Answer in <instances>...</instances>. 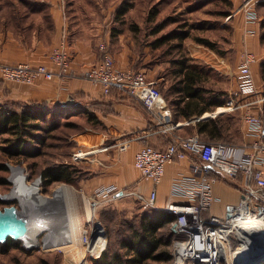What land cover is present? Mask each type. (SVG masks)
<instances>
[{"label":"rangeland","instance_id":"obj_1","mask_svg":"<svg viewBox=\"0 0 264 264\" xmlns=\"http://www.w3.org/2000/svg\"><path fill=\"white\" fill-rule=\"evenodd\" d=\"M3 1L2 4L9 3V0ZM18 1L29 7L36 8L38 5L30 2L35 0ZM240 2L241 0H66V6L69 10L79 11L82 18L78 20L77 24L81 30L89 26L90 17L98 19L100 21L99 33L109 30L110 42L113 41L114 46L117 45V34L120 33L123 34V40L127 39L129 47L134 53L138 55L140 50L141 56L139 60L135 57L134 69L148 73L150 79L157 80L158 88L165 98L168 97L166 100L169 103V100L174 98L173 94L166 95L167 89L173 81V63L171 62L179 57L180 47L186 52L189 45L195 46L200 43L199 38H206L213 42L216 51L225 56L227 60V66L223 71L209 67L204 86L215 93H222V98L229 99L231 97L237 83L238 57L233 46L234 23L231 20H236L239 25L241 24V28L243 25L238 19L241 12H237L235 17L233 15L226 18V16L233 12ZM124 4L129 5V8L126 13L119 16L117 9ZM256 6L261 23H259L258 36L255 38L262 43L264 42V1ZM91 26H95V24L91 22ZM179 30L187 31L189 36L183 40L171 38L154 46L157 38ZM241 31L243 45L245 40L253 39L245 38L243 28ZM144 45L148 46L146 50L143 48ZM256 56L260 58L259 55ZM252 72L257 93L264 95V77L260 69L252 68ZM65 100L67 103L65 105H58L52 100L26 103L31 108L36 105L49 112L44 120L39 121L42 128L32 131L36 135L35 138L27 137L26 145L23 147L25 152H11L8 147L15 148V145H12L14 143L13 136L8 134L0 136V165L5 164L8 168L3 170L0 167V193H11L13 196L8 200H0V210L10 205L19 209H28L29 206H25L14 191L18 180H21L23 184L26 182L28 185H24L27 187L33 186L32 183L40 178L42 168L60 163H71L77 166L72 160V155L75 152L97 148L96 143L91 141L92 135L97 136L102 133L93 130L94 121L92 122L93 118L89 119L88 108L73 104L68 97ZM222 106H226V104ZM215 109L216 107H211L208 111L212 112ZM209 118L220 119L223 124V138L218 140L232 144L245 142V133L238 110L221 111ZM186 120L189 119H179V121ZM191 125L186 126L188 132L191 130ZM156 141L158 145L161 143V140L148 138L140 141V144L142 142L154 145L153 142ZM10 165L16 167L12 169ZM85 175L86 172H80V177H85ZM5 179L8 180V183L4 181ZM61 188H68L72 193L74 223L77 226L75 227L77 240L68 246L72 250L68 247L66 249L60 244L51 248L46 247L45 242L49 243V238L52 239L56 235L55 232L59 230L52 224V227L37 232L38 234L28 242L31 244L29 246H25L24 242L20 244L11 239L6 244L4 241H0V264H91L95 257L86 252L85 245L80 242V229L90 225H98L102 230V235H105L106 238L104 249L109 256L113 254H118L120 257L132 256V253L127 251L123 245V241L131 237L132 230L139 226L141 215L148 212L147 209H143L132 195H125L109 201L101 200L95 212L93 211L91 220L86 221L87 206L90 203L91 195L82 193L77 182L55 181L43 185L41 179L38 185V194L41 198L53 197L54 192ZM57 206L56 209L51 207L47 212L49 216L55 217L56 213L60 212L61 209L59 210V205ZM89 206L91 207V204ZM42 210H44L43 207ZM161 233L165 236L166 230H162ZM35 238L36 244L33 243ZM161 247L160 250L166 249L171 255L170 243ZM230 249L234 257L242 249V244L233 240ZM83 257L85 262L77 263ZM233 257L228 254V258L223 264H233ZM138 264H173V259L171 255L168 260L147 259Z\"/></svg>","mask_w":264,"mask_h":264},{"label":"built area","instance_id":"obj_2","mask_svg":"<svg viewBox=\"0 0 264 264\" xmlns=\"http://www.w3.org/2000/svg\"><path fill=\"white\" fill-rule=\"evenodd\" d=\"M262 1L264 0H241L236 9L226 16L230 18L241 12L245 38L258 34L261 18L256 5ZM98 48L101 57L88 67L82 76L98 85L105 95L117 92L138 100L153 116L154 132L175 127L177 123H170L171 110L156 82L139 69L116 67L105 41H100ZM49 57L53 68L45 63L33 65L25 61L13 64L0 62V79L33 84L39 78L63 79L75 76L70 65L71 53L65 35L51 49ZM257 60L251 50L246 47L242 50L237 65V83L231 97L225 102L227 110L239 111L245 133L244 143L232 144L206 139L198 133L173 134L171 140L163 147L144 143L133 155V165L139 173L138 181L132 187L123 189H119L115 184L96 187L90 200L93 211L101 200L109 201L132 195L143 209H163L173 214L175 218L170 225L174 233L170 243L173 264H223L228 254L233 257V252H230L233 240L242 244L238 253L245 250L246 243L257 245L251 237V232L258 230L264 236L259 227H240L241 231H238L235 225L236 221H241L240 218L247 215L261 218L264 216V95L257 93L251 68ZM130 140L131 138L121 140L117 143L118 148L126 149ZM96 146L94 149L75 152L72 155L73 163L91 162L95 159L96 152L110 147L103 143H96ZM183 158L189 159V171L175 177L170 187V195L182 200H170L163 206L158 205L157 186L162 181L166 166ZM10 166L12 169L16 167ZM231 180L238 181L241 191L239 200L232 205L233 209L227 208L224 215L211 213V206L218 199L214 195L213 185L218 181ZM40 181L39 178L32 183L37 193ZM143 182L150 183L147 192L142 190ZM95 229L100 227L83 226L80 229L81 243L89 245L95 238ZM100 234L101 248L89 251L92 257H99L104 249L106 238L102 231ZM33 243L36 244V238ZM45 245L47 248L53 247L47 242Z\"/></svg>","mask_w":264,"mask_h":264},{"label":"crops","instance_id":"obj_3","mask_svg":"<svg viewBox=\"0 0 264 264\" xmlns=\"http://www.w3.org/2000/svg\"><path fill=\"white\" fill-rule=\"evenodd\" d=\"M3 2L0 0V62L13 64L25 61L33 65L45 63L53 68L49 57L51 49L60 42L64 35L68 40L71 53L70 65L75 76L63 79L39 78L33 84L0 79V104L52 100L58 105H65L67 104L65 99L68 97L73 104L88 108L89 113L93 115V130L101 132L104 137L100 141L97 139L91 141L98 145L100 143L110 145V147L107 150L96 152L95 159L91 162L74 163L81 171L86 172L85 177H79L76 180L85 195H91L96 187L105 184H115L119 189L132 187L139 179V173L133 165V155L138 147L144 144L142 142L140 144V141L154 138L161 140L162 143L158 145L156 141L153 142L154 145L163 147L165 142L167 144L171 140L173 134L197 133L195 123L199 120L190 121V119L199 117L203 120L214 117L221 112L217 109L225 105L226 98L223 97L224 103L215 106L214 111L209 112V108L201 115L195 114L189 120L179 121L181 118H175L174 106L169 104L165 98L171 110L170 123H177V125L170 130L154 132L155 120L138 100L117 92L105 95L98 85L82 76V73L101 57V51L98 48L100 41L107 43L116 67L134 68L135 57L139 60L141 52L139 50L138 55L134 53L127 39L123 40V34H117V45L114 46L113 41L110 42L109 30L99 33L100 21L91 17L89 26L81 30L77 23L82 17L79 11L67 9L66 0L30 1L32 4H38L36 8L29 7L18 0H9L8 4H2ZM240 17L238 16V19L242 23ZM91 22L95 26H91ZM231 22L234 23L233 46L238 56L236 70L241 52L245 47L260 56V58L257 56L256 64L253 63L251 66L253 69H260V63L264 61V42L261 43L255 38L258 36L256 35L250 37L253 39L245 40L243 45L241 35L243 26L241 28V24L239 25L234 19ZM200 43L203 45H199ZM200 43L195 46L189 45L186 55L210 68L223 71L227 66L226 57L219 54L216 48ZM143 48L146 50L148 46L144 45ZM148 78L150 79L149 76ZM155 82L157 84L158 81L155 80ZM190 124L192 127L188 132L186 126ZM125 138H131L129 146L120 150L117 143ZM188 171L189 159L187 158L166 166L162 181L157 186L158 205L163 206L170 200H182V198H174L170 195V187L175 177L188 173ZM141 187L144 192H147L150 183L143 182ZM213 191L218 199L213 202L210 210L216 215H224L229 205L237 203L241 192L237 180L218 181L213 185Z\"/></svg>","mask_w":264,"mask_h":264},{"label":"trees","instance_id":"obj_4","mask_svg":"<svg viewBox=\"0 0 264 264\" xmlns=\"http://www.w3.org/2000/svg\"><path fill=\"white\" fill-rule=\"evenodd\" d=\"M128 8L129 5L125 4L119 6L118 15L121 16L126 13ZM188 36L189 33L185 30L171 32L157 38L154 46L171 38L183 40ZM198 41L215 48L214 43L209 39L199 38ZM181 48L179 49V57L171 62L173 63V81L168 87L166 95H174V98L169 100V104L174 106L175 118L189 119L195 114L201 115L205 110L223 104L224 98H221L222 93H215L204 86L210 70L209 67L190 58ZM260 71L264 77V61L260 63ZM48 112L36 105L31 108L26 103L0 104V136L8 134L14 139L12 145H15V148L8 147V149L16 153L25 152L23 147L26 145L27 137L35 138L36 135L32 131L42 128L39 121L44 120ZM92 118L93 115L89 114V119ZM195 124L197 133L203 138L211 140L223 138V124L220 119L206 118L196 121ZM0 167L3 170L8 169L5 164H1ZM40 175L43 185L55 181L73 183L80 177V168L71 163L48 165L41 169ZM4 181L8 183V180L5 179ZM174 218V215L166 210L149 209L148 212L141 215L139 226L132 230L131 237L123 241L127 251L132 253L131 257H120L118 254L109 256L106 249H103L100 256L93 259L91 264H138L147 259L168 260L171 255L166 249L160 250V248L171 243L174 237L170 227ZM162 230H166L165 236L161 233ZM10 239L22 243L20 239L11 236L6 237L4 243L6 244Z\"/></svg>","mask_w":264,"mask_h":264},{"label":"bare ground","instance_id":"obj_5","mask_svg":"<svg viewBox=\"0 0 264 264\" xmlns=\"http://www.w3.org/2000/svg\"><path fill=\"white\" fill-rule=\"evenodd\" d=\"M226 107H220L217 109V111H224L226 110ZM102 135L96 136L92 135V139L97 140H102ZM17 174V171L15 172ZM15 189L16 193L18 196L22 199V202L25 206H29L32 209L33 208H41L43 207L44 209V214L39 215L38 217L33 220L32 225L33 228L37 229V231H41L45 228L52 227V224L55 225V228H58V232H55L56 235L51 239L49 238V245L50 246H58L60 244L62 247H66L68 249L69 245L74 244L76 242V237H75V227H77L74 223L75 220V214L73 213V204L71 201V196L72 193L68 188H61L57 189L53 197L48 196L47 198H41L39 194L36 191V187L33 186H26L24 185L21 180H18L15 184ZM15 193V192H13ZM62 200V201H61ZM31 204V205H30ZM90 204V203H89ZM88 204L87 206V213H86V221L91 220L93 216V208L90 207ZM59 205V210L60 212L56 216H49L47 212L53 208L56 209L58 208ZM51 212V211H50ZM53 212V211H52ZM58 212V211H57ZM95 212V211H94ZM54 214V213H53ZM55 215V214H54ZM241 221H236L235 225L237 226V230L241 231L240 227L243 229H249L259 227L263 233H264V216L261 217H256V216H251L247 215L242 218H240ZM260 223V224H259ZM57 226V227H56ZM36 231V232H37ZM53 231V230H52ZM101 229H95V238L89 243V245L85 246V251H97L99 248H101ZM98 233V234H97ZM98 235V236H96ZM51 236V235H50ZM264 238V236H263ZM262 238V239H263ZM32 239V237H28L27 241L29 242ZM81 242V241H80ZM257 245L254 243H246L245 250H242L241 253H237L235 257H233L232 262L233 264H250L254 259L257 257ZM68 247V248H67ZM71 249V248H69ZM87 249V250H86ZM72 250V249H71ZM91 257V256H90ZM96 258V257H95ZM85 262L84 257L80 259L77 263H82ZM83 262V263H84ZM74 264V263H73ZM85 264V263H84Z\"/></svg>","mask_w":264,"mask_h":264},{"label":"water","instance_id":"obj_6","mask_svg":"<svg viewBox=\"0 0 264 264\" xmlns=\"http://www.w3.org/2000/svg\"><path fill=\"white\" fill-rule=\"evenodd\" d=\"M205 118V117H204ZM202 118L194 117L190 121L200 120ZM120 192L117 193L119 195ZM13 196L11 193H0L1 200L11 199ZM233 209L232 205L228 206V210ZM42 207L40 208H23L19 209L14 205L5 206L0 210V241H4L6 237L11 236L15 239H20L24 242L25 246L30 244L27 238L34 237L37 235V229L33 228L32 222L41 214H44ZM37 231V232H36ZM251 237L255 242H257V258L254 259L250 264H261L264 260V240L260 231L253 230L251 232ZM263 241V242H262Z\"/></svg>","mask_w":264,"mask_h":264}]
</instances>
